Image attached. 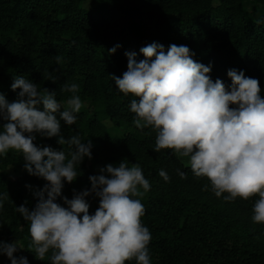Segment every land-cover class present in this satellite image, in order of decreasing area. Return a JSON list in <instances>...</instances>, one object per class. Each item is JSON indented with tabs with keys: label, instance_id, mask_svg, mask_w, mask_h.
I'll use <instances>...</instances> for the list:
<instances>
[{
	"label": "trees",
	"instance_id": "16d2710c",
	"mask_svg": "<svg viewBox=\"0 0 264 264\" xmlns=\"http://www.w3.org/2000/svg\"><path fill=\"white\" fill-rule=\"evenodd\" d=\"M153 42L165 50L187 46L194 61L211 64L213 82L219 78L226 88L228 70L243 71L259 81L264 96V0H0V94L16 101L19 90L12 91L11 84L22 76L41 91L55 92L64 104L70 94L61 92L63 86L79 85L84 107L75 125L61 121V134L90 140L92 158L78 166L74 182H65L56 201L61 206L66 207L64 197L91 188L96 165L139 164L151 185L141 220L152 234V264H264V225L251 219L257 197L232 203L216 198L204 190L205 179L193 176L187 158L167 149L155 152V133L134 126L132 97L119 93L111 76L122 77L127 70L125 52H135L139 62L144 59L140 48ZM4 123L0 119V126ZM57 141L37 134L34 143L67 152ZM24 164L19 153L0 158V192L9 195L0 209V242L17 241L23 249L15 256L29 264H50L51 253L41 261L29 250L28 224L15 211L21 205L32 210L38 203L34 191L46 183ZM161 169L170 182L159 176ZM85 199L94 214L99 198ZM0 264L10 260L0 257Z\"/></svg>",
	"mask_w": 264,
	"mask_h": 264
},
{
	"label": "clouds",
	"instance_id": "9594fccd",
	"mask_svg": "<svg viewBox=\"0 0 264 264\" xmlns=\"http://www.w3.org/2000/svg\"><path fill=\"white\" fill-rule=\"evenodd\" d=\"M139 51L143 60L138 62L135 52H125L127 70L122 77L111 76L118 92L132 97L134 126L155 133V152L167 149L187 158L193 176L205 179L204 190L216 198L232 203L257 197L251 219L264 225V96L259 81L230 69V87L219 78L213 82L211 64L194 61L195 53L184 45L165 50L153 42ZM11 90H19L14 102L0 94V119L5 121L0 126V158L19 153L25 170L46 181L33 193L38 203L32 210L15 208L28 224L29 250L41 261L51 253L50 264H152V234L141 220L142 198L151 185L139 164L107 165L101 174L89 176L90 189L70 200L64 197L66 207L56 202L65 182L77 179L85 157L92 158L90 140L83 142L79 134L65 139L61 134V121L75 125L84 107L79 85L63 86L61 92L70 94L64 104L55 92L41 91L22 76L14 78ZM37 134L58 137V144L67 145L68 151L37 146ZM176 174L187 179L180 169ZM159 176L170 182L165 170ZM92 194L99 198V207L89 214L85 198ZM8 199L7 192H0V209ZM20 249L17 241L0 242V255L10 264H29L26 257L14 255Z\"/></svg>",
	"mask_w": 264,
	"mask_h": 264
},
{
	"label": "rangeland",
	"instance_id": "374dc122",
	"mask_svg": "<svg viewBox=\"0 0 264 264\" xmlns=\"http://www.w3.org/2000/svg\"><path fill=\"white\" fill-rule=\"evenodd\" d=\"M111 165H113L114 167H118V166H116V164H111ZM97 167L95 168V172H94V175H99V174H101L100 173V169H99V167H98V165H96ZM10 171V173H13V170H12V168L9 170ZM12 177H14V175L12 176ZM147 199V195H146V193H145V195L143 196V198H142V201H145ZM21 250V249H20ZM20 250H18V251H20ZM15 255V254H14ZM0 257L1 258H3V259H8L6 256H4V255H0Z\"/></svg>",
	"mask_w": 264,
	"mask_h": 264
}]
</instances>
